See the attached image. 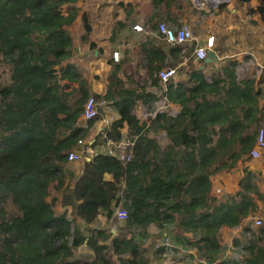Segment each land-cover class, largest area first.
<instances>
[{"label": "trees", "instance_id": "trees-1", "mask_svg": "<svg viewBox=\"0 0 264 264\" xmlns=\"http://www.w3.org/2000/svg\"><path fill=\"white\" fill-rule=\"evenodd\" d=\"M132 2L118 0L115 6L131 14ZM85 7V0H0V58L10 66L8 80L0 77V264H150L148 251L164 232L181 250H195L196 263L183 264L220 261L221 229L239 226L257 208L254 194L262 197L251 173L236 193L218 195L212 181L256 143L262 111L253 85L238 80L234 70L208 78L192 67L191 85L168 82L180 113L158 112L150 122L140 121L134 109L144 103L153 110L158 99L147 85H159L160 70L183 61V46L166 53L151 37L117 62L114 49L106 56L91 40L93 20ZM77 21L80 40L105 56L104 94L92 93L75 63ZM159 22L147 24L154 29ZM125 26L113 24V46ZM140 67L147 68V80ZM91 96L120 113L102 142L128 137L132 157L122 161L99 150L74 177L68 154L98 118L78 122ZM119 207L128 216L117 221ZM153 227L159 233L148 235ZM247 229L251 238L242 264H264V224ZM82 245L93 257L76 256Z\"/></svg>", "mask_w": 264, "mask_h": 264}, {"label": "crops", "instance_id": "crops-1", "mask_svg": "<svg viewBox=\"0 0 264 264\" xmlns=\"http://www.w3.org/2000/svg\"><path fill=\"white\" fill-rule=\"evenodd\" d=\"M99 1L88 0L85 8L91 11L93 20V31L90 38L104 49L106 56L112 49L118 47L121 40L119 38L117 45L113 46L108 39L112 26L116 21H122L126 26H130L134 22L147 24L149 20L158 22L164 20L174 25L187 22L190 24L197 41H204L208 35H214L217 58L211 61L196 60L192 56L194 48L193 50L190 48L195 47L197 41H189L183 46V52L185 53L183 61L175 66L177 74L169 80L175 87L179 83L187 86L191 85L189 79L192 67L201 68L208 78L212 74L218 75L222 71L227 75V69L229 71L234 70L238 80L242 82L248 81V84L253 85V96L259 103L258 107L260 110L258 112L262 111V121L259 128H264V71H262L264 67V0H228L220 6L211 9L197 6L191 0H163L159 6L154 5V0H137V12H134L137 14L136 18L134 17L136 14H127L121 6H115L118 0L105 1L104 3ZM103 5L102 14L105 13V16L101 14L102 17L101 15L98 17L97 9ZM146 26L151 29L148 24ZM74 28L76 31L77 29L80 31L79 21L76 22ZM144 35H146V38H143ZM154 37L160 42L159 37ZM148 38H151V36L147 34H140L137 38L127 37V48H121V56L123 57L128 49L132 51L131 47H135L137 43L146 41ZM74 42V60L77 67L88 79L92 93L104 94L107 90V80L103 74L105 56H99L97 51H91L90 44L80 40L79 32L74 37ZM143 70L141 75L144 81L149 78V75L147 68ZM97 74L99 78L95 77ZM169 80L166 83L160 80L159 85H147L146 90L158 99L154 100L153 110H149L144 103L139 104L134 109V113L140 121L150 122L151 119L155 118L159 111V104L163 101L168 102L170 105L171 112L166 113L167 115L175 116L180 113L181 105L173 97H169L171 91L169 89L170 84H168ZM96 100L99 110L98 118L85 139L89 145L94 143L92 146L102 150L105 146L104 141L102 142L103 133L110 123L119 117L120 113L115 106L105 103L97 97ZM123 130L126 131L127 127H124ZM161 137L163 139L162 142L166 144L167 139L164 136ZM82 162L83 160L75 161V163L71 162L76 167V170L72 171L74 177L80 176ZM247 173H251L255 178L262 197L254 194L257 208L239 226L232 228L224 226L221 229L224 255L220 261L217 260L218 264H221V261L226 262V264H242L245 258L248 257L246 247L249 245L251 238V230H248L247 227H250L256 218L263 219L264 224V151L258 158H252L249 153L231 170L221 171L212 176L213 191L221 195L240 191V181ZM70 178L71 176L68 174L67 181ZM107 178L111 179L112 175L108 174ZM229 245L241 250L242 256L235 258L232 252L228 253ZM154 248L150 252L151 263L160 254L159 250ZM180 256L182 257L181 259L179 257H176V259L181 263L186 259H196V252L193 249H183Z\"/></svg>", "mask_w": 264, "mask_h": 264}, {"label": "built area", "instance_id": "built-area-1", "mask_svg": "<svg viewBox=\"0 0 264 264\" xmlns=\"http://www.w3.org/2000/svg\"><path fill=\"white\" fill-rule=\"evenodd\" d=\"M193 4L204 7L207 9L216 8L228 0H191ZM140 34H149L150 36L159 37L161 41L162 49L166 53H170L176 46H184L187 42L196 40L194 32L187 22H182L180 24H171L167 21H160L155 29H149L144 22H134L130 26H125L120 32V41L118 47L113 50V58L115 61H120L121 58V48L127 46V37H136ZM197 41V40H196ZM216 39L214 35H208L204 41L198 40L192 52V56L198 61H204L208 57V52L210 50H215ZM264 71V67L262 69ZM177 74L176 67L163 68L159 72L161 80L166 83L171 77ZM170 113V105L168 102L163 101L159 104V111ZM99 110L97 108V100L94 96H91L85 103V108L83 113L79 116L78 122L87 125V122L98 117ZM147 115V113H146ZM106 136V131L103 133V137ZM104 150L111 155H116L122 161H127L131 159L132 152L130 147L132 146V141L130 138L125 137L121 140H113L111 138H106L104 143ZM98 149L92 145L88 144L85 138L78 140L77 145L69 152L68 161L75 162L84 159H90L96 153ZM264 151V128H260L258 131L255 146L250 151V156L252 158H258ZM128 216V210L119 207L115 213L116 219H125ZM263 224V219L256 218L251 224L250 228L254 230L256 227ZM156 248L162 251L171 264H178L174 259L177 252L178 246L176 245L173 237L168 232H164L161 238L158 240ZM234 255L235 258L242 256V251L237 249L233 245L228 246V253ZM197 260V259H195ZM201 264H218V261L207 262L200 261ZM230 264V263H229Z\"/></svg>", "mask_w": 264, "mask_h": 264}, {"label": "rangeland", "instance_id": "rangeland-1", "mask_svg": "<svg viewBox=\"0 0 264 264\" xmlns=\"http://www.w3.org/2000/svg\"><path fill=\"white\" fill-rule=\"evenodd\" d=\"M85 1H88V0H85ZM105 1H107V2H110L111 0H100L99 2L100 3H104ZM133 2H132V5H134V8H133V6L132 7H130V8H133L134 9V11L136 12L137 11V0H132ZM96 6V5H95ZM95 6H94V8H95ZM108 6V5H107ZM103 10H104V5L103 6H99V8L97 9V13H98V17H100V15L103 13ZM131 14H136V13H131ZM102 15H104L105 16V13L104 14H102ZM102 15H101V17H102ZM134 17L136 18L137 17V14L136 15H134ZM133 18V17H132ZM133 20V19H132ZM134 21V20H133ZM160 21H163V20H160ZM78 30L79 29H77V31L76 32H78ZM147 35H149V34H147ZM150 36V35H149ZM152 37V36H151ZM143 38H146V35H144L143 36ZM135 61H137L138 59H137V57L135 58H133ZM144 68L143 67H140L139 68V70L140 71H144L143 70ZM9 70H10V66H9V64L8 63H6L5 61H3V59H1L0 58V77H1V79L3 80V81H7L8 80V78H9ZM141 77H143L142 75H141ZM143 79V78H142ZM75 163V162H74ZM74 163H70L69 164V166H70V169L72 170V171H75L76 170V167H75V164ZM57 209H60V208H57ZM117 221H120V220H124V219H116ZM115 220V221H116ZM78 224H80V225H82V227H85V225H84V222H82V221H80V220H77L76 221ZM117 227V224H115V228ZM114 228V229H115ZM138 232V231H137ZM159 233V231L155 228V227H153L151 230H150V232H148V235H157ZM147 243H146V245H148V244H150L151 242H150V240L148 239L147 241H146ZM175 243H176V241H175ZM176 245L178 246V244L176 243ZM155 250H158V249H156V247L154 248ZM151 251H153V249H151V250H149L148 251V254H149V257H150V252ZM158 252H160V254H159V257H156V258H154L153 259V262L151 263V257H150V264H171V262L168 260V258L165 256V255H163V253H162V251H158ZM157 252V253H158ZM180 253H181V249L179 248V246H178V252H177V254H176V256H175V260H176V262L178 263V264H183L184 262L182 261L181 263L180 262H178L177 261V259H176V257H179V259H181L182 257L180 256ZM93 255H94V252L92 251V249H90L89 247H87L86 245H82V246H80V247H78V248H76V256L77 257H81V258H91V257H93ZM190 258V257H189ZM164 259H165V261H164ZM191 259V258H190ZM186 260H188V259H186ZM193 261H195V263H196V261L197 260H195V259H193ZM165 262V263H164ZM187 264V263H186ZM188 264H194L192 261H190Z\"/></svg>", "mask_w": 264, "mask_h": 264}, {"label": "water", "instance_id": "water-1", "mask_svg": "<svg viewBox=\"0 0 264 264\" xmlns=\"http://www.w3.org/2000/svg\"><path fill=\"white\" fill-rule=\"evenodd\" d=\"M216 58H217V53L215 52V50H210L208 52V57L205 59V61H211Z\"/></svg>", "mask_w": 264, "mask_h": 264}]
</instances>
